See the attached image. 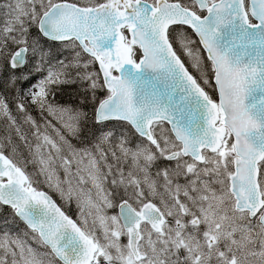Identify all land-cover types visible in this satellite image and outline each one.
<instances>
[{"label": "snow or ice", "instance_id": "obj_1", "mask_svg": "<svg viewBox=\"0 0 264 264\" xmlns=\"http://www.w3.org/2000/svg\"><path fill=\"white\" fill-rule=\"evenodd\" d=\"M0 264H264V0H0Z\"/></svg>", "mask_w": 264, "mask_h": 264}, {"label": "trees", "instance_id": "obj_2", "mask_svg": "<svg viewBox=\"0 0 264 264\" xmlns=\"http://www.w3.org/2000/svg\"><path fill=\"white\" fill-rule=\"evenodd\" d=\"M64 99L65 100H67L68 99V97L67 96H65L64 97ZM35 114V113H34ZM32 169H31V167L29 168V171H31ZM44 190H46L47 191V188H45ZM52 194V193H51ZM53 195V194H52ZM53 197L57 200V201H59V199L55 196V195H53Z\"/></svg>", "mask_w": 264, "mask_h": 264}, {"label": "rangeland", "instance_id": "obj_3", "mask_svg": "<svg viewBox=\"0 0 264 264\" xmlns=\"http://www.w3.org/2000/svg\"><path fill=\"white\" fill-rule=\"evenodd\" d=\"M54 193V192H53ZM55 196H56V194H55ZM58 199H59V197L58 196H56Z\"/></svg>", "mask_w": 264, "mask_h": 264}]
</instances>
